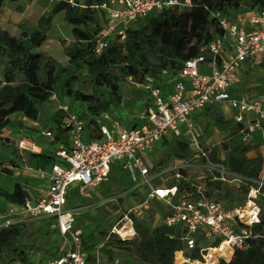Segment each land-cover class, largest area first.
<instances>
[{"label":"trees","instance_id":"obj_1","mask_svg":"<svg viewBox=\"0 0 264 264\" xmlns=\"http://www.w3.org/2000/svg\"><path fill=\"white\" fill-rule=\"evenodd\" d=\"M7 1L25 0H0V142L7 139L5 129L14 126L13 115L37 120L40 107L51 100L53 94L57 95V101L67 98L71 103L70 111L83 119L85 140L100 139L105 114L119 115L122 105H133L146 95L143 90L130 87L129 76L139 81L151 78L164 89L168 88L185 62L199 55L205 44L223 33L213 13L220 11L232 16L237 12L264 9V0H191L189 6L166 8L138 20L127 28L124 38L110 37L109 44L98 54L95 47L107 22V11L101 7L106 0H51L52 6L34 26L23 22L17 32H12L2 22ZM61 12L71 27V41L64 42L66 64L43 48L51 35L53 18ZM247 89L244 88L246 92ZM66 115L62 108L55 111L53 125L49 128L53 136L49 138L42 133L48 140L46 148L39 153L30 152L27 162L43 169L61 162L57 148L60 144H70ZM215 124L227 134L219 144L203 147L210 149L209 160L226 164L228 171L245 179L239 185H228L214 180L210 174L199 182L186 171L185 178L177 182L179 191L194 200L199 197L201 187L207 196L233 206L243 203L252 187H260V222L253 226L254 236L248 240L247 248L236 249L233 258L229 262L222 260L221 264H264L263 142L244 140L241 132L244 124L232 118L219 115ZM261 127L264 134V120ZM162 140L173 145L176 159H194V150L186 138L165 136ZM251 151L256 155L249 157ZM256 180L262 183L255 184ZM31 196V187L22 178H14L12 190L0 184V200L15 206L24 205ZM119 199L122 201V197ZM128 215L136 231L133 238L122 239L112 229L110 234L105 231L101 236L93 231L83 232L84 248L90 252L89 264H97V251H92L106 237L111 239L109 244L116 243L132 257L128 264H176L175 252L183 247L181 227L169 225L164 219L150 227L135 212ZM53 223V217H42L0 226V264H47L50 258L60 257L64 246H55L57 238L54 237L57 234L62 241L59 231H42V226H53ZM109 259L117 264L112 254Z\"/></svg>","mask_w":264,"mask_h":264},{"label":"built area","instance_id":"obj_2","mask_svg":"<svg viewBox=\"0 0 264 264\" xmlns=\"http://www.w3.org/2000/svg\"><path fill=\"white\" fill-rule=\"evenodd\" d=\"M190 4L191 0H106L101 7L107 11V22L95 50L100 54L110 37L124 38L129 26L153 12ZM213 16L223 33L205 44L199 55L185 62L170 87L164 89L151 78L139 81L128 77L130 87L143 90L146 95L136 100V107L122 105L120 110L125 115L105 114L100 139L85 140L83 119L70 111L68 104H60L59 108L67 112L65 127L70 129V144L58 146L61 162L50 169L37 168L22 159L26 161L22 168L40 179L42 187L36 198L31 196L24 205L9 209L0 226L27 218L53 217V227L60 233L64 253L50 258L47 264H89L83 231L76 225V209L65 207L68 191L78 181L95 193L110 181L112 164L119 162L133 180L140 179L148 187L145 200L138 207L130 208L125 217L139 207L150 210L153 203L161 201L168 206L162 219L181 227L183 247L175 252L176 264H221L222 260L229 262L236 249L247 248L248 240L254 236L253 226L260 222V187H252L243 203L226 206L207 196L201 187L199 197L192 200L188 194L180 193L177 184L185 178L186 171L191 174L193 170H208L214 180L228 185H239L245 179L209 160L210 149L205 150L195 134L193 114L196 111L225 102L234 111L232 119L244 124L241 131L244 140H255L253 132L262 130L264 94L249 95L235 85L239 71L246 65L254 67L264 63V9L237 12L232 16L217 11ZM51 99L58 100L57 95L53 94ZM43 134L53 136L50 130ZM165 136L186 138L194 150V159H177L173 165L153 171L145 157ZM262 137L264 140V134ZM15 146L21 157L27 152H40L37 142L28 137L16 140ZM203 158L206 160L202 161ZM18 215L24 217L15 220ZM128 220L134 228L132 219ZM116 226L111 231L122 239L136 235L134 231L125 237ZM99 261L97 254V264Z\"/></svg>","mask_w":264,"mask_h":264},{"label":"rangeland","instance_id":"obj_3","mask_svg":"<svg viewBox=\"0 0 264 264\" xmlns=\"http://www.w3.org/2000/svg\"><path fill=\"white\" fill-rule=\"evenodd\" d=\"M24 5H27V2H24ZM52 6L51 0H34V3L29 7H14L10 5L8 8L4 9L1 17L2 22L5 25L9 26V23L19 24L26 22L30 26H34L37 21L40 19L42 14ZM21 7L23 9H21ZM55 25L51 32L49 38L46 40L44 44V49L49 53H53L56 55L58 59L61 61L65 60V51L61 49L64 46V42H69V40L64 38H70L71 27L69 24L64 22L62 15L55 16ZM10 27V26H9ZM14 29V27H12ZM50 37H53L50 40ZM51 41L53 43H51ZM58 41H60L58 43ZM64 62V61H63ZM239 82L235 85L237 88H248L249 95L261 96L264 94V65L261 66H245L243 69L239 71ZM244 91V89H241ZM60 104H68L70 105V101L67 98H62L60 101L57 100H49L47 103L43 104L40 107L39 112V123L38 125H34L32 122L25 120L21 114H16L11 117L14 126L11 127L13 132L9 133L8 141L0 142V160L4 162L12 161L15 163H19L22 166L26 163L22 159H26L29 155H25L21 157L20 154L14 151L13 146V138H17V131H25L27 132L30 138L34 139L43 146L48 140L42 136V132L47 130L53 125L52 116L60 107ZM129 107H133V105H129ZM134 107H136L134 102ZM130 109V108H129ZM121 113L125 115V111L121 109ZM215 119L212 120V125H210L208 132H205L206 124L204 119L201 120L199 129L196 130L195 134H198V142L203 146H211L213 144H217L224 137L222 134L217 133L215 126L213 125ZM9 129H5V133L7 134ZM256 136V141L262 143L263 137L262 134H254ZM170 137V136H169ZM175 149L173 145L169 142H165L161 139V141L157 144L156 149L151 157H148V163L153 166V171L157 168L168 167L173 165L176 162V158L174 157ZM27 156V157H26ZM26 157V158H25ZM22 160V161H21ZM27 160V159H26ZM22 162V163H21ZM202 162V161H201ZM203 163V162H202ZM223 165V163H220ZM221 166V165H220ZM224 166V165H223ZM222 167V166H221ZM4 171V167H2ZM5 173H9V171H4ZM197 172V171H196ZM218 172V171H217ZM191 176L195 175V171H193ZM210 172L208 170H201V172L195 175L194 177L197 180L201 181L204 178L208 177ZM15 179H19V177H15ZM25 182H29V178H22ZM114 183L111 185V191L114 193H120L122 190L130 189L129 193L121 195L122 201L117 199L118 201H109V193H105L103 195H95L91 193L86 187H79L77 190H72L68 194L67 203L65 207L67 209L75 208V220L77 227L81 228L86 234L90 232H95L96 236H101L102 232H108L110 234V230L117 225V227H121L124 223H128L130 219L128 216L125 217V214L128 213V210L131 207L140 203V200L145 195V185L141 183V180H133L131 174L127 170H119L114 175ZM2 182V179L0 178ZM255 184H260L261 180H256ZM72 186V185H71ZM139 190V191H138ZM129 198H132L131 203H129ZM145 200V197L142 201ZM158 207L165 210L167 205L163 202L161 204H152L151 207ZM166 206V207H165ZM151 208L150 211L145 210L142 207H139L134 210L136 215L140 220L148 224L150 227H154L157 224L155 220V209ZM168 208V207H167ZM154 216V217H153ZM153 220L155 222L153 223ZM40 225L39 222H37ZM42 231L49 230L50 232H54V227L52 225L43 227ZM120 236V235H119ZM57 238V242L55 246L59 248L62 246V241L58 238L57 234L54 235ZM111 239L106 237L105 239L100 240L99 244H97L96 249L92 252L97 251L99 256V264H113L109 259V255L112 254L114 260L117 261V264H128L132 262V257L123 249H121L116 243L109 244ZM85 252L89 254V251ZM113 260V261H114Z\"/></svg>","mask_w":264,"mask_h":264},{"label":"crops","instance_id":"obj_4","mask_svg":"<svg viewBox=\"0 0 264 264\" xmlns=\"http://www.w3.org/2000/svg\"><path fill=\"white\" fill-rule=\"evenodd\" d=\"M24 2H27V5H24ZM34 3V0H25V1H21V2H10V1H7V2H5V5H4V8H3V11H4V9L6 8V6H7V8L10 6V5H12V6H14V7H20L21 5H23V7L25 6V7H29L31 4H33ZM24 7V8H25ZM21 9H23L22 7H21ZM56 15H62V18H63V20H64V12H61V13H58V14H56ZM55 15V16H56ZM55 16H54V18H53V27L55 26V25H57V24H55ZM2 18V17H1ZM64 22H65V20H64ZM5 25V24H4ZM6 27H8L12 32H17L18 30H19V28H18V26H17V23L15 22L14 24H11V22L9 23V26L8 25H5ZM12 27H14V29H12ZM52 38L53 37H50V40H52ZM64 39H67V40H69V41H71V36H70V38H64ZM60 41H58V43H59ZM51 43H53L52 41H51ZM43 47H44V45H43ZM61 49L62 50H64V46H62L61 47ZM45 50V49H44ZM45 51H47V50H45ZM48 52V51H47ZM49 53V52H48ZM49 54H51L52 56H54L56 59H58L57 57H56V55L55 54H53V53H49ZM60 62H62V63H64V64H66V63H68V57L66 56V54H65V60H63V61H61V59H58ZM238 81L236 82V84L239 82V78L237 79ZM243 89H244V87H243ZM247 89V88H246ZM240 91L241 92H243V90H241L240 89ZM245 91V90H244ZM245 93H249L248 91L247 92H245ZM233 114H234V111H233V109L227 104V103H225V102H223V103H219V104H216V105H211V106H206L205 108H203V109H201V110H198V111H196L194 114H193V117H194V122H195V127L197 128V129H199V126H200V122H201V120L202 119H204V122H205V124H206V127H205V131H204V133L205 132H208V129H209V127H210V125H212V120L213 119H215V121H214V123H213V125L215 126V128H216V131H217V133H219V134H222L223 135V137L225 138V136H226V132H223V131H221V130H219L217 127H216V124H215V122H216V118H217V116H219V115H223L225 118H232L233 117ZM16 115V114H15ZM14 116V115H13ZM24 117V119L25 120H28V121H30V122H32L34 125H38V123H39V120L37 119V120H33V119H30V118H28V117H26V116H23ZM47 130H49V128L47 129ZM47 130H45V131H47ZM11 131L13 132V130L12 129H10L8 132H7V134H6V137H7V139H8V136L9 137H11L10 135H9V133H11ZM45 131H43V132H45ZM42 132V133H43ZM15 134H17V138H13V146H14V151H16V152H18L17 151V149H16V146H15V142H16V140H19V139H21V138H26V137H28V133L27 132H25V131H17ZM253 134H263V132H262V130H256L255 132H253ZM43 135V134H42ZM12 138V137H11ZM30 138V137H29ZM223 138V139H224ZM222 139V140H223ZM255 139H256V136H255ZM222 140H220L219 142H217V144H219ZM6 142V140L4 141V143ZM37 142V141H36ZM38 145H39V147H40V152L42 151V150H44L45 148H46V146H47V144L46 143H44L43 144V146H41L39 143H37ZM217 144H213V145H211V146H208V147H213V146H215V145H217ZM202 146V145H201ZM203 147V146H202ZM156 149V148H155ZM155 149H154V151H155ZM154 151L152 152V153H150V154H148L146 157H145V159H146V162H147V164L149 165V166H151L149 163H148V161H147V159H148V157H151L152 155H153V153H154ZM261 151L263 152V155H264V145H262L261 146ZM27 154L29 155V153L27 152ZM26 153H25V155H27ZM25 155H23V157L25 156ZM256 155V153H255V151H251V152H249L248 153V156L249 157H253V156H255ZM27 157V156H26ZM25 157V158H26ZM28 158V157H27ZM26 158V159H27ZM25 159V160H26ZM177 160V159H176ZM3 161V160H2ZM1 160H0V170H3V168L2 167H4V168H9V170H11V171H9V173H5L4 171H0V178L2 179V182L0 181V184L2 185V186H4V187H6V188H8V189H10V190H12L13 189V187H14V178L15 177H19V178H30V181L29 182H27L28 184H29V186L31 187V191H32V198L34 199V198H36L38 195H39V193H40V189H41V187H42V181L40 180V179H38L34 174H32L31 172H29V171H26V170H24V168H22V165L21 164H19V163H15L14 165H12L10 162L11 161H9V162H2ZM13 161V160H12ZM22 161V160H21ZM10 163V164H9ZM22 163V162H21ZM29 163V162H28ZM30 164H32V163H30ZM151 167H153V166H151ZM224 167H226V164H224ZM125 170L123 167H122V165L119 163V162H114L113 164H112V167H111V179H110V181L109 182H107V183H104V184H102L98 189H97V191L95 192V193H93V194H95V195H103L104 194V192L105 193H109L110 195H109V201H118L117 199H119V197H122L121 195H124V194H127V193H129V191L131 190V188L129 189H126L125 191L124 190H122L120 193H114V192H112L111 191V185H113V183H114V175L119 171V170ZM4 170H6V169H4ZM193 171H195V175H197V173H198V170H193ZM192 171V172H193ZM197 171V172H196ZM199 173H200V171H199ZM194 176V175H193ZM72 186H70V188H69V191H68V194H69V192H71L72 190H77V188H79V187H84V186H82V184L80 183V182H78V181H76V182H74V183H72L71 184ZM139 191V190H138ZM145 195H144V197L146 198V196H147V191H148V187L145 185ZM143 197V198H144ZM67 198H68V195H67ZM114 198V200H111V199H113ZM143 198L140 200V203L139 204H137V205H135L134 207H131V208H135V207H138L140 204H141V202H142V200H143ZM131 201H132V198H129V203H131ZM156 203H158V204H161V203H163V202H155V203H153V204H156ZM166 204V203H165ZM15 205H13L12 203H10V202H7V201H5V200H0V224L5 220V218H4V214L9 210V209H11L12 207H14ZM153 207V206H152ZM166 207V206H165ZM168 207V206H167ZM166 207V209L164 210L163 208H162V206H161V208H158V207H156V206H154L153 208L155 209V220H156V222L157 223H160L161 221H162V218H163V215L166 213V211H168V208ZM24 216L23 215H18V216H15V220H20V219H22ZM83 231V230H82ZM84 232V231H83Z\"/></svg>","mask_w":264,"mask_h":264},{"label":"bare ground","instance_id":"obj_5","mask_svg":"<svg viewBox=\"0 0 264 264\" xmlns=\"http://www.w3.org/2000/svg\"><path fill=\"white\" fill-rule=\"evenodd\" d=\"M116 230H118V232H119L121 235L125 236V237H126V236H131V235L134 233V230H133V228H132L130 222L127 223L126 225H122V226L119 227V228L116 226Z\"/></svg>","mask_w":264,"mask_h":264},{"label":"water","instance_id":"obj_6","mask_svg":"<svg viewBox=\"0 0 264 264\" xmlns=\"http://www.w3.org/2000/svg\"><path fill=\"white\" fill-rule=\"evenodd\" d=\"M6 141H8V139H6Z\"/></svg>","mask_w":264,"mask_h":264}]
</instances>
